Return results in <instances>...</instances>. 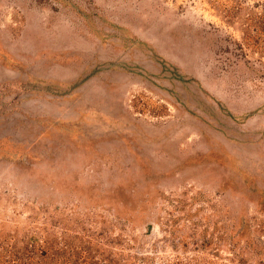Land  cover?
Masks as SVG:
<instances>
[{
    "label": "rangeland",
    "instance_id": "1",
    "mask_svg": "<svg viewBox=\"0 0 264 264\" xmlns=\"http://www.w3.org/2000/svg\"><path fill=\"white\" fill-rule=\"evenodd\" d=\"M0 264H264V0H0Z\"/></svg>",
    "mask_w": 264,
    "mask_h": 264
}]
</instances>
